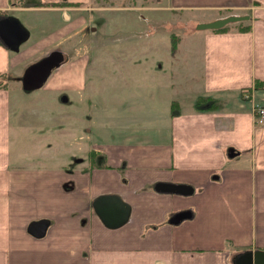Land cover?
<instances>
[{
  "label": "crops",
  "instance_id": "0c3cea01",
  "mask_svg": "<svg viewBox=\"0 0 264 264\" xmlns=\"http://www.w3.org/2000/svg\"><path fill=\"white\" fill-rule=\"evenodd\" d=\"M166 1L164 9L173 13L197 8L215 11L213 20L247 16L238 20L250 25L244 31L207 29L196 88L183 81L181 93L201 91L197 97L218 103L199 110L194 102L181 110L172 100L169 137L162 146L148 145L142 134L121 151L110 145L109 155L95 149L106 163L92 164L89 158L80 167L51 168L11 163L8 76L22 66L17 76L22 88L19 78L29 63L60 39L74 37L86 22L74 16L75 0H0V17L25 12L29 35L37 30L22 53L0 39V264H233L238 252L264 250V126L255 123L252 111L254 103L264 104V86H255L264 82V0ZM149 3L154 2L139 7H158ZM174 87L172 80L165 83L169 91ZM113 157L118 164H107ZM157 183L188 185L192 191H157ZM107 194L130 206L127 221L116 227L104 224L92 206ZM180 211H186L184 218L170 223ZM40 219L49 224L36 237L27 227Z\"/></svg>",
  "mask_w": 264,
  "mask_h": 264
},
{
  "label": "rangeland",
  "instance_id": "374dc122",
  "mask_svg": "<svg viewBox=\"0 0 264 264\" xmlns=\"http://www.w3.org/2000/svg\"><path fill=\"white\" fill-rule=\"evenodd\" d=\"M148 2L159 8L139 7ZM75 4L74 16L83 17L86 24L78 25L74 37L60 39L49 50L60 49L65 59L43 85L24 90L17 79L23 67L9 72L12 165L80 167L89 161L90 150L109 155L110 145H119L121 151L135 145L142 134L148 145L155 141L162 146L169 137L170 102L176 100L181 110L190 109L201 94L181 91L184 80L196 88L207 32L197 24L213 20L215 11L196 8L173 13L164 9L166 0H75ZM11 14L23 25L29 19L19 10ZM36 32L30 29L19 53L34 43ZM168 80L176 82L170 91L165 88ZM139 126L145 128L140 132ZM132 130L134 136L129 134ZM102 152L96 161H105ZM107 164L118 163L113 157Z\"/></svg>",
  "mask_w": 264,
  "mask_h": 264
},
{
  "label": "water",
  "instance_id": "95a60500",
  "mask_svg": "<svg viewBox=\"0 0 264 264\" xmlns=\"http://www.w3.org/2000/svg\"><path fill=\"white\" fill-rule=\"evenodd\" d=\"M247 16L229 15L210 22L197 24L199 29H219L229 23L246 19ZM29 37L28 29L21 21L13 16L6 15L0 17V39L2 43L12 51H18L22 42ZM63 61L61 51H53L40 60L30 64L23 76L20 78L24 90L39 88L46 81L53 68L59 66ZM236 153L233 149L228 150V156L233 157ZM157 191L162 192H191L192 187L188 185H175L171 183H157ZM94 212L109 227H116L125 223L130 214V206L116 194H107L97 197L92 203ZM186 211H180L172 215L170 223H177L184 218ZM49 221L40 219L29 223L27 230L36 237L45 234ZM233 264H264V250L247 249L236 253L232 257Z\"/></svg>",
  "mask_w": 264,
  "mask_h": 264
},
{
  "label": "trees",
  "instance_id": "16d2710c",
  "mask_svg": "<svg viewBox=\"0 0 264 264\" xmlns=\"http://www.w3.org/2000/svg\"><path fill=\"white\" fill-rule=\"evenodd\" d=\"M249 26H250L249 24H245L243 21H238V22H234V23H229L228 25H225V26H223V27H221V28H219L217 30H219V31H223L224 30L225 31V30H227L229 28H235L237 30H243L244 31V30H247L249 28ZM173 43H174V45L176 44V42H173ZM255 86L256 87H258V86L262 87V86H264V82L256 81L255 82ZM206 102H209V104L205 107V109L206 108L207 109L214 108V105L218 103V101L216 99H212V98L207 97V96H200L196 100V105H202V104H204ZM197 109H204V108L197 107ZM97 156H98V153L96 151L93 150V151L90 152L89 158H90L92 164L95 163Z\"/></svg>",
  "mask_w": 264,
  "mask_h": 264
},
{
  "label": "built area",
  "instance_id": "2783aa9c",
  "mask_svg": "<svg viewBox=\"0 0 264 264\" xmlns=\"http://www.w3.org/2000/svg\"><path fill=\"white\" fill-rule=\"evenodd\" d=\"M252 111L255 123L259 126H264V104H253Z\"/></svg>",
  "mask_w": 264,
  "mask_h": 264
},
{
  "label": "flooded vegetation",
  "instance_id": "af4514ba",
  "mask_svg": "<svg viewBox=\"0 0 264 264\" xmlns=\"http://www.w3.org/2000/svg\"><path fill=\"white\" fill-rule=\"evenodd\" d=\"M54 51H61V50H60V49H57V50H54ZM51 52H53V51H51ZM51 52L47 53V54L44 55V56H47V55L50 54ZM61 52H62V51H61ZM62 54H63V52H62ZM44 56L40 57V59L43 58ZM40 59H39V60H40ZM64 59H65V57H64V54H63V60H64ZM35 62H36V61H35ZM61 63H62V62H61ZM61 63H60V64H61ZM28 66H29V65H28ZM28 66H27V67H28ZM27 67H26V68H27ZM26 68L24 69L23 74H24ZM23 74L21 75V77L23 76ZM48 77H49V76H48ZM48 77H47V78H48ZM20 81H21V80H20Z\"/></svg>",
  "mask_w": 264,
  "mask_h": 264
}]
</instances>
